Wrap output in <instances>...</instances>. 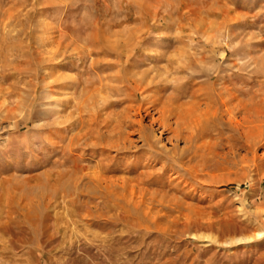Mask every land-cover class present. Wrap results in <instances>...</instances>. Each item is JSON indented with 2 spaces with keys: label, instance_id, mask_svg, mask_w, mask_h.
<instances>
[{
  "label": "rangeland",
  "instance_id": "rangeland-1",
  "mask_svg": "<svg viewBox=\"0 0 264 264\" xmlns=\"http://www.w3.org/2000/svg\"><path fill=\"white\" fill-rule=\"evenodd\" d=\"M131 72L160 92L139 102L211 76L264 122V0H0V264H264V135L219 118L190 152L157 130L165 150L148 170L165 161L183 179L143 184L172 192L173 179L188 215L123 206L90 177L103 163L135 177L144 168L126 166L152 152L137 131L108 145Z\"/></svg>",
  "mask_w": 264,
  "mask_h": 264
},
{
  "label": "bare ground",
  "instance_id": "bare-ground-1",
  "mask_svg": "<svg viewBox=\"0 0 264 264\" xmlns=\"http://www.w3.org/2000/svg\"><path fill=\"white\" fill-rule=\"evenodd\" d=\"M55 44L58 45L57 43ZM132 74L133 75L132 76L130 75V77L128 78L130 82V86H131L130 88L131 92L129 91V94H127L128 97L125 96V98L123 97L121 98L122 100H126L127 104L123 106V110L121 113H116L117 116L115 115L116 116L115 122H113L112 124V129L110 128L111 130L110 129L107 130V132H110L111 136H113L116 139H112V141L109 144L108 143L107 144L125 147L127 144H130L131 142H133L130 135L134 131H137L140 133V136L145 141V144L149 146V149L152 152L150 153V155L147 156V158H144V159L139 158L133 164V166L131 165L129 167L126 166L127 170L129 171L135 170L137 169V167H140V166L144 168V169H140V171L136 173L135 177L125 176V175L124 176H114V175L107 176L106 174L102 172L108 169L109 165L107 163H103L105 164L104 166L102 164L100 165L102 166L100 167L102 168L101 172L99 170L97 171L95 170L93 171L92 176L90 177L95 179L96 182L100 184L99 186H102L107 191L114 192L117 198L121 200V204L123 206L130 205V206H133L134 208L142 209L145 214H153V215L160 214V213H167V211L164 209L165 207H167V209L168 208L176 209L177 207H180L179 214L188 215L191 213V210L188 209L189 212H185L183 211V209H181V206L185 205V203L190 204L189 202L186 201V199L185 200L183 199L184 197L188 195L187 194L188 192L183 193L182 191L184 190V188H180L179 184L173 185V179L168 180V186L171 189L173 188L172 192H169L166 190L161 192L158 189H154L151 191L150 189L151 187L149 188L148 186H144L143 184L146 181L149 182L150 180L154 181L157 179L158 180L161 179L162 175H165L167 173V170H170V169H172L173 172L177 174L176 177H180L183 179V174H181L180 169L176 168L174 165L169 164L165 161L161 163V166L160 168H158V170H155V169L148 170V168L150 167L152 168L154 166V163L159 161L158 160L160 159L159 151L165 150V145L163 144V140L161 139V137L159 138L157 136V130L162 128V131L160 132L161 134L163 132L164 133L169 132L170 135L168 139L174 149L177 148V144L175 143V141L177 142L178 140L183 139L184 141L187 142L188 149L191 152L195 150L196 147L198 148L202 147L203 143L202 142L199 143L198 142L199 139L205 135V132L207 131L206 129L209 126V124L211 122H215L219 118L226 117L229 124L234 126V128L239 129L245 135L253 136L254 138L257 137V135H264V122L260 121L259 123L257 121V118L254 115V112L256 110H253L252 108L248 109L245 105H243L242 102L237 101L239 99L238 96L235 95V93H233L232 91H230V89H228L227 87L225 89H222V88L219 89V87L217 89V87H214V85H212L213 82L210 83L211 76L209 77L208 81L206 80L207 83L211 84V86H207L208 84L205 82L207 86L206 88H203L202 87L203 85H202L201 88L193 89L188 94L184 90V86L186 85H183L179 87L177 86L176 88H174V90H172L169 93H166L167 91L166 90L164 91V94L161 95L162 93L157 94V93H160V92H157L158 85H155V86L153 85L154 75L153 77H150L149 80H147L145 79L147 74L146 76H143L144 74L143 75L134 74V73ZM53 75H54V77L52 78L53 82L55 79H58L60 77L65 78L64 74L62 73H57ZM126 82L127 80L122 81L123 83L122 86L125 88V91L128 92V85L124 84ZM193 86H196V85L193 84ZM165 89H168V88L166 87ZM123 90L124 89L122 88V91ZM151 90L157 93L154 95L146 94V97L143 96L144 98L143 101L139 102L140 93L144 94V93H147L148 91L151 92ZM5 92L3 89H0V93H2V97H4L3 100H0V112L2 111L1 110L2 106L6 103L5 98L7 97H6ZM121 99L115 100L113 102L114 103L121 102L122 101ZM113 102L111 103L113 104ZM243 110H245V114L242 117H239L240 116L239 113L242 112ZM152 111L157 112L158 113L157 116ZM258 113H260L259 110H257V115ZM96 116L94 117V120L98 118V116L97 117ZM147 118H151L149 122L146 121ZM102 122H105V125L107 124V126L110 125L108 115H106V118ZM102 124L103 123H101V125ZM199 132L202 133L200 137H199ZM156 147H158L157 152H156ZM183 150L184 149L180 151L181 155H184ZM191 159L192 158L189 157V159L186 161L190 162ZM186 161L181 160L182 166L184 167L185 171L186 172L189 171L190 173H195L196 171L193 169L192 166L189 167L188 166L189 162H186ZM100 162L102 163L103 161L98 160L97 164H100ZM116 188H119L121 190L115 192ZM178 191L182 193L181 194L182 197H180L179 196L180 194L178 193H177L178 195L175 194V192H178ZM158 205H160L161 208L158 210H153Z\"/></svg>",
  "mask_w": 264,
  "mask_h": 264
}]
</instances>
